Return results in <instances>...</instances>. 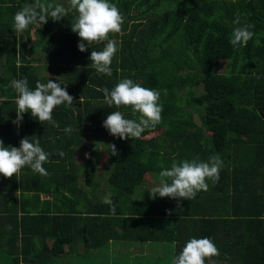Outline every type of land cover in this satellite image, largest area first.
Instances as JSON below:
<instances>
[{"label": "trees", "instance_id": "obj_1", "mask_svg": "<svg viewBox=\"0 0 264 264\" xmlns=\"http://www.w3.org/2000/svg\"><path fill=\"white\" fill-rule=\"evenodd\" d=\"M109 2L124 17L122 32L109 37L119 42L111 76L97 73L90 61L91 52L103 50L106 41L85 42L87 51H79L80 38L71 30L75 10L62 20L17 32L15 13L35 0H0V140L17 148L24 138L39 140L50 154L43 165L47 175L25 166L10 179L0 176L1 261L61 264L60 257L79 255L80 247L87 259L91 251L117 242L130 251L112 264H171L189 239L172 252L169 245L159 247L161 236L179 233L181 218L191 209L196 211L191 214H201L191 215L197 237L210 238L219 249L216 264H264V0ZM41 3L69 7L68 0ZM237 14L241 24L255 27L253 38L234 48L229 41ZM124 78L161 91L162 121L138 139L121 140L103 127L113 111L139 119L131 107H109L98 91L111 90ZM13 79H27L32 90L37 81L49 79L66 88L74 102L54 108L52 118L59 127L38 121L30 112L19 126L13 123ZM69 126L73 131L66 133ZM90 133L107 147L102 160L109 172L100 175L84 150L86 155H80L86 158L79 159L85 175L78 183L81 168L74 156ZM113 144L117 155H112ZM215 154L224 166L217 183L207 181V191L181 200L179 206L175 199L150 196L159 173L174 161L206 162ZM98 176L114 189L111 204L96 197ZM240 204L245 207L238 209ZM221 208L227 210L216 213ZM119 249L113 246L112 253Z\"/></svg>", "mask_w": 264, "mask_h": 264}, {"label": "clouds", "instance_id": "obj_2", "mask_svg": "<svg viewBox=\"0 0 264 264\" xmlns=\"http://www.w3.org/2000/svg\"><path fill=\"white\" fill-rule=\"evenodd\" d=\"M69 7L62 4H44L41 0H35L17 11L14 15V29L23 32L29 25L42 23L46 24L49 19L59 21L68 14L69 10H75L77 16L71 23V30L77 33L80 38L78 49L80 52L87 51L85 42L88 45L105 42L101 51H92L90 56L91 67L97 73L107 76L112 75L111 64L116 53L119 51V42L111 39L110 34H120L124 17L114 3L109 0H68ZM50 17V18H49ZM237 25L232 32L230 44L236 48L246 45L254 36L255 25L251 23L241 24L240 14H237L233 21ZM11 87L17 93L16 120L13 123L22 122L23 114L30 112L40 122L51 123L59 127L52 118L55 107L62 104L72 106L74 97L69 95L65 87L58 82L49 79L46 83L37 81L35 89L28 87L27 79H13ZM104 94L105 103L111 107H131L134 113H139V119H126L121 111H113L107 115L103 127L108 132L121 140L128 138L138 139L145 130L155 128L162 121L163 106L159 103L161 91L146 88L131 79H121L111 90L108 88L98 89ZM167 95V90H163ZM81 101V97H80ZM42 124V123H41ZM71 133V126L64 129ZM112 155H117L115 145H110ZM49 153L40 146L39 140L30 141L24 138L20 141L19 148L4 146L0 140V176L12 178L27 166L33 172L47 175L43 167L49 161ZM59 156L64 157L65 153L60 151ZM223 160L219 154L212 155L208 160L201 161L194 158L191 161L183 160L173 162L170 168L163 169L160 173L159 184L152 187L150 196L155 199L172 198L177 200L178 206L181 200H192L200 191L208 190L207 181L213 184L219 181V173L223 168ZM111 204V200H107ZM115 214V207L112 208ZM9 230L11 226H8ZM220 255L215 243L208 237L191 238L183 246L178 255L174 256L171 264H216L214 257Z\"/></svg>", "mask_w": 264, "mask_h": 264}, {"label": "rangeland", "instance_id": "obj_3", "mask_svg": "<svg viewBox=\"0 0 264 264\" xmlns=\"http://www.w3.org/2000/svg\"><path fill=\"white\" fill-rule=\"evenodd\" d=\"M57 1L60 2V0H57ZM31 36H32V38H34L33 31L31 33ZM198 87H200V86H198ZM195 121H196V123H199V118L197 116H195ZM89 139L90 140L87 143H85L84 146H82L80 149H77V152L75 153V156H74L75 157L74 162H76V164H78L79 167L81 168V170L79 171V173L77 175L78 183L83 181V178L85 175V172L83 170V168L85 167L84 166L85 164H83L81 162L82 160L79 159V158H86V156L84 157L83 155H80V154L86 155V152L84 153V150H88L90 152L89 158L92 159V161H94L95 164L97 165L98 173H99V171H101L100 175L105 176V174H108V172H109V171L107 173L105 172V169L109 170L108 162L102 160V156L107 152L106 145L104 144V147L102 148L103 144H101V139L99 138V136H97L94 133L89 134ZM77 157H78V160L76 159ZM103 165H105L106 168L103 167ZM97 181H98L99 187L96 189V197L99 198V200H101V201H106L107 198H109L110 196L113 195L114 189L111 186H109L108 184H106L104 178H102V177L98 176ZM152 185H154V184L152 183ZM117 245H119L120 249L118 251L112 253V247L117 246ZM126 247H127V244H125L121 247L119 243L117 244V242L114 244L110 243L105 248L95 250V251H91L90 253H92V254L88 255L89 257H87V259L83 257V254H81L80 251H78L79 255H77L76 253H74V255L71 254V256L65 255L64 259H62L60 257L59 260H61V264H94L93 262L96 260H98V262L99 261H101V262L108 261L109 264H112V262H115V260H114L115 257H117L119 254H120L121 260H124V258H126V256H128L130 249H126ZM10 260H11V258H9V260L6 263H4L1 261V257H0V264H14ZM118 264H121V263H118Z\"/></svg>", "mask_w": 264, "mask_h": 264}, {"label": "crops", "instance_id": "obj_4", "mask_svg": "<svg viewBox=\"0 0 264 264\" xmlns=\"http://www.w3.org/2000/svg\"><path fill=\"white\" fill-rule=\"evenodd\" d=\"M111 197V196H110ZM109 197V198H110ZM109 198H107V200L109 199ZM40 199H42V200H52V198H50V197H45L44 195H41L40 196ZM106 200V201H107ZM243 207H245L243 204H240L239 205V207H238V209H241V208H243ZM227 209H216V213H220L219 211H223V212H225ZM193 212H196V211H193V210H191V209H189V216H187L186 218H184V219H182L181 218V230H180V232L179 233H177V232H175V234L174 235H167V234H164V235H162L161 237L163 238V242H160L161 244H159V247L160 248H162L164 245H169L170 247H171V251L173 252V249H174V247L176 246V247H178L180 244H182V242H184L185 240H188V239H190V238H198L199 239V235H198V237H197V234H196V232H197V229L193 226V225H195V226H197L198 227V225L195 223V221H194V218H192V216L191 215H201V214H191V213H193ZM200 212H202V211H200ZM208 212H213V213H215L213 210L212 211H207V213H205V215H208V214H210V213H208ZM223 212H221V213H223ZM229 212V211H228ZM202 214H204V213H202ZM196 217V216H195ZM168 228H171L170 226L168 227ZM231 230H233V226H232V229ZM172 239H174V240H172ZM182 246V245H181ZM66 249V248H65ZM79 251H82V248L80 247L79 248ZM174 255V254H173ZM173 255H166V259H171L172 257H173ZM62 259H64V256H62L61 257Z\"/></svg>", "mask_w": 264, "mask_h": 264}]
</instances>
